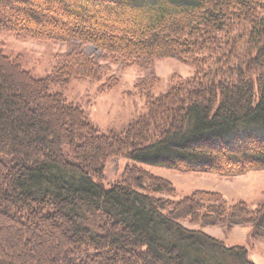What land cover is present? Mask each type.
<instances>
[{
    "label": "trees",
    "instance_id": "obj_1",
    "mask_svg": "<svg viewBox=\"0 0 264 264\" xmlns=\"http://www.w3.org/2000/svg\"><path fill=\"white\" fill-rule=\"evenodd\" d=\"M0 32L72 48L45 80L0 54V227L3 215L19 225V246L40 249L23 261L19 247L5 256L0 244V264H253L245 248L181 221L252 225L264 238V205L229 207L210 192L171 202L161 195L172 184L136 165L109 188L102 180L107 163L125 157L221 177L264 170V0H0ZM168 58L195 76H174L171 91L153 97L154 63ZM137 64L148 113L121 136L101 135L50 92L72 79L107 78L112 89L111 67Z\"/></svg>",
    "mask_w": 264,
    "mask_h": 264
},
{
    "label": "rangeland",
    "instance_id": "obj_2",
    "mask_svg": "<svg viewBox=\"0 0 264 264\" xmlns=\"http://www.w3.org/2000/svg\"><path fill=\"white\" fill-rule=\"evenodd\" d=\"M2 11L5 14L12 13L7 8ZM8 16L11 17V15ZM75 46L79 45L74 43ZM70 49H72L71 46L66 43L37 40L13 33L0 32V54L12 62H16L35 80L47 79L52 74L56 56L70 51ZM85 51L99 59L104 58L102 53L93 46L87 47ZM154 65L159 83L152 88L153 97L169 93L173 87L174 79L177 78L174 76H181L184 80L195 76L194 67L176 59L159 60ZM144 73V69L139 64L121 71L113 65L108 77L115 76L118 78L119 84L112 89L107 86L109 83H107V78L101 81L72 79L65 86L57 83L51 84L50 92L61 94L69 103L81 109L88 122L97 127L101 135L121 136L127 132L131 124L148 113L147 99L141 96L136 89V83L144 77ZM134 165L169 181L175 192L171 195L162 194L161 197L169 199L171 202L187 199L197 192H210L223 196L229 207L245 203L250 210L254 211L264 205V170L238 177H221L216 174L181 172L139 164L125 157L119 161L107 163L105 177L102 180L105 186L109 188L111 183L121 181L126 169ZM2 217L3 221L1 222L4 223L3 228L0 227L2 228L0 232L2 254L8 256L13 253V249L19 247L23 253L21 260L34 261L37 259L40 252L38 242L30 246H19L17 236L14 235L19 232V225L14 227L10 223L11 219L9 222L5 216L2 215ZM181 223L191 230L205 232L222 241L228 247L245 248L248 251L250 262L264 264V238L253 236L252 225L229 228L225 223L220 226H208L203 225L199 220L195 221L190 218L182 220ZM8 234L11 235V238Z\"/></svg>",
    "mask_w": 264,
    "mask_h": 264
}]
</instances>
